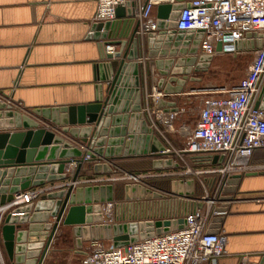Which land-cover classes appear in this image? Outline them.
Returning a JSON list of instances; mask_svg holds the SVG:
<instances>
[{
    "label": "water",
    "instance_id": "95a60500",
    "mask_svg": "<svg viewBox=\"0 0 264 264\" xmlns=\"http://www.w3.org/2000/svg\"><path fill=\"white\" fill-rule=\"evenodd\" d=\"M185 1L177 0L173 6H158L159 32L148 34L146 39L149 87L154 84L152 76L157 75V87L172 96H181L188 84L201 82V78L194 75L205 71L214 60L213 56L199 53L202 34L194 37L192 33L175 31L181 10L189 5ZM138 30L135 5L118 8L115 22L92 24L87 40H95L101 45V62L96 66L99 73L96 79L100 84L95 102L33 110L49 127H40L39 122L21 115L0 99V131H5L0 133V206L10 203L21 191L66 181L65 169L73 161H79L72 178V182H76L86 155L93 160L99 157L113 160L166 151L143 113L145 73L138 59L143 57L144 51L142 38L136 37ZM256 37V34H248L245 41L237 44L238 51L262 47L264 35L258 36L260 41L254 40ZM108 46H117L118 50L108 52ZM177 105L178 101L162 99L159 102V107L165 111L169 108L177 111ZM258 106L264 109V86ZM22 128L25 132H14ZM68 135L79 140L81 147L67 142L63 136ZM207 160L208 164H223L224 157H207ZM177 166L172 159L153 162L156 170ZM93 170L95 174L113 172L109 164H96ZM246 175L251 177L257 173ZM244 176L236 175L230 179L226 192L236 195ZM172 190L181 195H194L195 181H174ZM150 195V190L143 186H125L126 200L149 198ZM114 197L113 184L86 187L72 184L15 209L6 216L0 233L8 261L11 264H44L61 224L73 227L78 254H83L85 243L105 240V233L112 236L117 248L187 226L186 220L96 224L102 221L101 205L114 201ZM224 221L225 217L215 218L208 232L218 233ZM252 264H264V257L259 263Z\"/></svg>",
    "mask_w": 264,
    "mask_h": 264
},
{
    "label": "built area",
    "instance_id": "2783aa9c",
    "mask_svg": "<svg viewBox=\"0 0 264 264\" xmlns=\"http://www.w3.org/2000/svg\"><path fill=\"white\" fill-rule=\"evenodd\" d=\"M139 4L135 17L139 23L136 37L144 38L150 33H158L157 11L163 4L175 5L177 0H97V11L93 23L106 24L117 20V10L120 7ZM188 5L181 10L176 21L175 31L192 33L194 37L202 34L199 53L215 56L216 48L221 45L222 54L237 53V44L245 41L248 34H256L254 39L260 41L259 35H264V0H186ZM137 8V7H136ZM108 52H114V46L107 47ZM143 58V57H142ZM142 58L138 63L144 62ZM153 84L145 92L146 104L143 113L149 116V126L158 134L159 126L171 124L185 112V108L177 105L178 110L165 111L159 107V102H175V96L165 94L157 87V75H153ZM264 86V45L254 51V59L246 76L230 90H220V96L206 100L200 108L198 120L188 137L185 149L178 155L184 158L186 154H197L207 157L223 156V164H209L210 168L202 169L188 166L187 173L133 175L126 173L124 178L105 181L96 177L81 182H72L79 166V161H73L65 169V174L71 181L60 184L59 187L21 191L14 199L0 206V233L4 220L15 209L38 201L41 196L70 185L94 186L104 182L134 181L143 184L146 179L171 176H191L198 185L203 181L210 185L204 186L201 195H181L178 192H167L155 189L149 185V198L133 201L103 203L102 216L107 221L116 222L130 219L132 221H176L186 220L187 226L151 238L130 243L122 247H114L113 242L107 245L106 240L88 242L82 249L81 264H217L218 260L227 255V235L220 231L209 233L210 225L215 218L226 217L230 212L235 195L226 192L229 181L236 175H246L255 170L251 158L255 151L264 149V109L258 106L259 96ZM201 92H197L200 94ZM152 100L153 105L149 104ZM21 107V105L18 104ZM164 139L163 133H160ZM82 148H84L82 146ZM172 155L170 149L151 155L153 161L166 160ZM109 164L113 170L121 168L110 160L91 156L84 157L85 164ZM83 168V167H82ZM203 176V177H202ZM202 177V178H201ZM233 199H228V197ZM202 205V207H200ZM77 250V249H76ZM77 252V251H76ZM239 264H251L250 256L245 255Z\"/></svg>",
    "mask_w": 264,
    "mask_h": 264
},
{
    "label": "crops",
    "instance_id": "0c3cea01",
    "mask_svg": "<svg viewBox=\"0 0 264 264\" xmlns=\"http://www.w3.org/2000/svg\"><path fill=\"white\" fill-rule=\"evenodd\" d=\"M138 8L136 3L135 10ZM96 11L97 0H0V99L15 102L31 111L95 102L100 84L96 79L99 77L96 66L101 62V45L95 40H87V37ZM146 39L147 36L142 38L144 62L140 64L144 66L145 90H149ZM114 47L118 50L117 46ZM224 55L218 45L214 61ZM194 76L200 77L201 74ZM201 89L200 82L190 83L181 96H175V100L185 108ZM14 132H25V129ZM63 137L72 146L81 147L79 140L69 135ZM251 164L255 170L250 173L257 175H246L241 181L220 229L228 237L227 255L217 264H239L245 255L250 256L251 264L259 263L264 257V150L255 151ZM88 167H92V163L83 166L78 180L86 176L96 177L93 168ZM60 184L47 183L43 189L56 188ZM201 194L197 192V195ZM58 232L59 229L44 264H55V251L52 253L51 249ZM57 251L62 253L63 250L59 248ZM76 251L74 245L71 256L81 264L82 256ZM0 264H11L1 236Z\"/></svg>",
    "mask_w": 264,
    "mask_h": 264
},
{
    "label": "rangeland",
    "instance_id": "374dc122",
    "mask_svg": "<svg viewBox=\"0 0 264 264\" xmlns=\"http://www.w3.org/2000/svg\"><path fill=\"white\" fill-rule=\"evenodd\" d=\"M254 51H247V50H240L237 53H230L225 54L222 57H218L217 60H213L211 66L207 68L205 71L202 70L200 72L201 76L198 78H201L200 86H202L201 93L197 94L196 96H192V103H187L185 105V112L177 117L171 124H166L165 126H159V132L163 133L164 139L161 137L162 135L155 133L161 141L164 143L167 149H170V151L174 154L168 155L166 159H172L174 164H178L177 167H169L165 169L156 170L153 168V171L151 172H142L140 174H133V175H146L149 176L150 174H179V173H187L188 166L192 167V164L184 158L185 162L183 161V158L178 156L181 150L185 149L188 137L190 136L191 131L196 125V122L198 120L199 111L200 108L204 106L206 100H208L210 97L213 96H220L222 95L220 90L227 89L230 90L234 86H236L247 74L250 64L252 63L254 59ZM151 80H154V78H151ZM155 85V83H154ZM157 85V84H156ZM197 98V99H196ZM10 101V100H9ZM7 102V101H6ZM188 102V101H187ZM191 102V101H190ZM10 105L13 106L14 110L16 112L21 113V115L26 116L27 118H30L31 120H34L35 122H39L40 127H49L50 125L45 124L42 122V119L40 116L35 114L31 110H24V108L18 106L15 102H7ZM149 104L152 106L153 102L152 100H149ZM149 118V116L147 115ZM155 132V131H154ZM178 153V155H177ZM113 169V168H112ZM206 169V168H202ZM122 172L113 170L110 174H104L102 178H105V181H109L116 178H124L126 177V173H130L128 171H125L121 169ZM203 177V176H202ZM201 177V178H202ZM83 181L92 179V177H83L81 178ZM158 179H171V183L169 185V188H163L160 186L152 185L150 183V180H158ZM192 177L188 175L183 176H171V177H157L152 179H146L144 182L147 183L148 187L153 186L155 189H161L167 192H173L172 190V183L174 181H186L191 180ZM82 180H78V182H81ZM71 181V177L68 176L67 181L63 183H67ZM112 182H104L103 185H112L115 189V197L114 201H126L125 199V186L126 185H139L143 186L146 189H149L148 187L144 186L143 184H138L134 181H124L119 180L116 181L115 184ZM203 185H198L197 180L195 182V193L197 194V189H201V192H204V186H210L206 184L203 179L200 181ZM61 182V184H63ZM186 185V184H185ZM87 185H80L78 187H86ZM151 192V191H150ZM176 193V192H175ZM199 193V192H198ZM199 193V194H200ZM186 195V194H185ZM136 199H131L127 201H133ZM110 203V202H106ZM102 217V221L100 223H96L98 225H114L117 224L120 221L111 222L107 221L106 218ZM122 222H137L140 223V221H132L130 219L123 220ZM105 240L107 241V245H111L113 242L112 236H109L105 233ZM75 245V238L73 235V227L71 226H64L60 225L58 235L56 237V241L53 244L52 253L53 257L55 258L54 263L55 264H79V262L72 258V248H74ZM62 248V253H59L57 249ZM57 251V252H56Z\"/></svg>",
    "mask_w": 264,
    "mask_h": 264
},
{
    "label": "trees",
    "instance_id": "16d2710c",
    "mask_svg": "<svg viewBox=\"0 0 264 264\" xmlns=\"http://www.w3.org/2000/svg\"><path fill=\"white\" fill-rule=\"evenodd\" d=\"M264 150V149H260ZM186 159L195 168H205L208 167L207 156H201L197 154H186ZM116 165L121 167L123 170L130 172L131 174H140L142 172L153 171V157L151 156H137V157H125L117 158L113 161ZM91 169V167H88ZM152 185L160 186L163 188H169L171 179H158L150 180ZM197 192H201V189H197Z\"/></svg>",
    "mask_w": 264,
    "mask_h": 264
}]
</instances>
